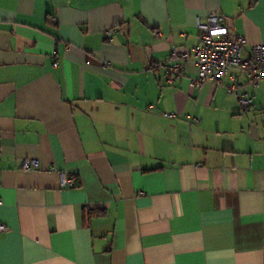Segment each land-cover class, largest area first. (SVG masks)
<instances>
[{
	"label": "crops",
	"instance_id": "obj_1",
	"mask_svg": "<svg viewBox=\"0 0 264 264\" xmlns=\"http://www.w3.org/2000/svg\"><path fill=\"white\" fill-rule=\"evenodd\" d=\"M211 10L264 43V0H0V264H264V80L162 65Z\"/></svg>",
	"mask_w": 264,
	"mask_h": 264
},
{
	"label": "built area",
	"instance_id": "obj_2",
	"mask_svg": "<svg viewBox=\"0 0 264 264\" xmlns=\"http://www.w3.org/2000/svg\"><path fill=\"white\" fill-rule=\"evenodd\" d=\"M198 28V43L190 48L173 47L168 61L162 64L170 82L180 77L191 61L196 64L198 70L197 75L191 78V84L195 88L201 89L209 81L221 84L226 73L234 68L242 69L255 86L264 80V43L255 45L253 53L247 58L244 57L247 38L239 34L228 22L227 17L216 10L209 11L205 21L199 20ZM54 65L57 66V63ZM228 92L239 100L243 111L247 112L251 108L250 93L242 90L238 83L228 87ZM38 167V159H21V168L26 172L35 171ZM60 181L62 188H73L78 184L77 177L67 171L60 172ZM4 229L0 224V231Z\"/></svg>",
	"mask_w": 264,
	"mask_h": 264
}]
</instances>
